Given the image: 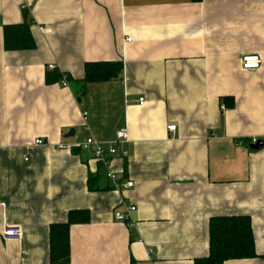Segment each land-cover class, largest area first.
<instances>
[{"label":"crops","instance_id":"0c3cea01","mask_svg":"<svg viewBox=\"0 0 264 264\" xmlns=\"http://www.w3.org/2000/svg\"><path fill=\"white\" fill-rule=\"evenodd\" d=\"M25 21L35 46L7 49L5 26ZM95 61L122 68L82 90ZM123 126L111 180L74 145ZM251 137L264 141V0H0V264H52L51 225L75 209L89 221L70 224L65 264H195L225 215L250 217L256 256L223 264H264V146L237 144Z\"/></svg>","mask_w":264,"mask_h":264},{"label":"trees","instance_id":"16d2710c","mask_svg":"<svg viewBox=\"0 0 264 264\" xmlns=\"http://www.w3.org/2000/svg\"><path fill=\"white\" fill-rule=\"evenodd\" d=\"M198 1V0H197ZM35 46L30 31V23L5 26V47L7 49H28ZM122 68L120 61L86 62L85 75L75 84L101 82L115 78ZM61 75L56 71L47 74L46 81L51 83ZM73 82V83H74ZM222 102L228 107L234 105L232 97H224ZM89 221V212L85 209L70 210L67 219L55 223L50 228V262L65 264L70 260L69 226L72 223ZM210 252L207 257L198 258L195 264H223L229 259H242L256 256L251 219L247 215L213 216L209 223Z\"/></svg>","mask_w":264,"mask_h":264},{"label":"built area","instance_id":"2783aa9c","mask_svg":"<svg viewBox=\"0 0 264 264\" xmlns=\"http://www.w3.org/2000/svg\"><path fill=\"white\" fill-rule=\"evenodd\" d=\"M130 40V39H129ZM262 59L259 55H245L242 58V66L245 69H256L260 66ZM50 70L55 69L54 65L49 66ZM66 82V80H64ZM66 85V83H65ZM139 103H144V98L139 99ZM176 125H169L168 130H175ZM129 140L128 130L125 126L119 128L116 131L115 138L111 141L102 143L95 139L94 137L87 138L84 142L76 144L74 146L78 147L80 150L85 152H90L93 154L94 158L98 161L102 162L106 166V177L111 180H116V173L112 171L109 167V161L112 156L120 155L126 156L127 151L119 148L120 145H124ZM259 139L257 137L251 138H243L237 141L239 145H252L257 143ZM36 144H43L44 141L42 139H37L35 141ZM60 148H70L71 145L68 144H60ZM120 184H116V188H120ZM126 187L133 186V182L128 181L125 185ZM135 209V206H128L127 211H132ZM116 220L118 221H126L129 219V214L116 210L114 214ZM23 234V229L20 225L6 224L2 228V236L5 239H16L20 238Z\"/></svg>","mask_w":264,"mask_h":264},{"label":"water","instance_id":"95a60500","mask_svg":"<svg viewBox=\"0 0 264 264\" xmlns=\"http://www.w3.org/2000/svg\"><path fill=\"white\" fill-rule=\"evenodd\" d=\"M74 132H75V129H73V128L70 129V131L66 134V137H70V136H72V135L74 134ZM263 146H264V141L261 140V139H259V140L257 141V143L250 145V148H251V149H254V150H259V149H261Z\"/></svg>","mask_w":264,"mask_h":264}]
</instances>
